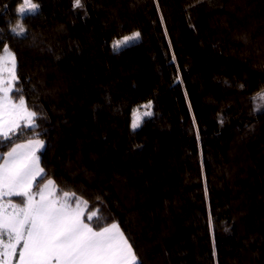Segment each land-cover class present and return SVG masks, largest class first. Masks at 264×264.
I'll use <instances>...</instances> for the list:
<instances>
[{
	"label": "trees",
	"instance_id": "trees-1",
	"mask_svg": "<svg viewBox=\"0 0 264 264\" xmlns=\"http://www.w3.org/2000/svg\"><path fill=\"white\" fill-rule=\"evenodd\" d=\"M22 2L0 0V55L36 126L0 155L43 141L33 191L86 201L139 264H264V0H32L21 18Z\"/></svg>",
	"mask_w": 264,
	"mask_h": 264
},
{
	"label": "snow or ice",
	"instance_id": "snow-or-ice-1",
	"mask_svg": "<svg viewBox=\"0 0 264 264\" xmlns=\"http://www.w3.org/2000/svg\"><path fill=\"white\" fill-rule=\"evenodd\" d=\"M74 7H83L81 0H73ZM40 5L23 0L17 8L21 18L38 12ZM11 31L24 35L26 29L17 23ZM139 32L113 44L117 50L137 40ZM15 55L5 45L0 55V139L11 142L21 126L34 128L37 113L30 111L16 88ZM264 108V93L257 94ZM150 108L151 105H145ZM150 111L134 110L131 127L138 128ZM43 141L29 139L16 144L0 155V264H139L132 245L115 223L96 230L92 221H99L96 211L88 212L87 202L65 192L54 195V181L48 180L39 191H33L40 167L37 152ZM13 198H19V203ZM75 200V206L72 204Z\"/></svg>",
	"mask_w": 264,
	"mask_h": 264
},
{
	"label": "rangeland",
	"instance_id": "rangeland-1",
	"mask_svg": "<svg viewBox=\"0 0 264 264\" xmlns=\"http://www.w3.org/2000/svg\"><path fill=\"white\" fill-rule=\"evenodd\" d=\"M19 15V14H18ZM20 17V16H19ZM12 29V28H11ZM130 35H132V34H130ZM130 35H127V36H130ZM125 37V36H124ZM120 39H123V37L122 38H120ZM120 39H118V40H120ZM139 40V38L137 39V40H134V41H131V42H129L127 45H123V46H121L119 49H117V50H120V49H122V48H125V47H127V46H129V45H132V44H134V43H136L137 41ZM115 41H117V40H115ZM114 41V42H115ZM114 42L112 43V49H113V44H114ZM114 50V49H113ZM2 54H3V52H2ZM1 54V55H2ZM148 105V104H147ZM143 106H145V105H142V106H140V107H138V108H136L135 110H139L141 113L142 112H144V111H151V107L150 108H144ZM146 117H143V119H142V121L145 119ZM131 123H132V118H131ZM130 123V124H131ZM140 127V126H139ZM138 127V128H139ZM28 128H30V127H28ZM138 128H136V129H138ZM131 129H132V127H131ZM135 129V130H136ZM133 130V129H132ZM26 143V142H25ZM21 144H23V143H21ZM43 145H44V143H43ZM15 146V145H14ZM13 146V147H14ZM43 148V147H42ZM42 148L36 153L37 154V156L39 157V152L42 150ZM11 150V149H10ZM9 150V151H10ZM7 153V152H6ZM5 153V154H6ZM0 163H2V160H0ZM40 164V163H39ZM41 167V166H40ZM42 176V175H41ZM40 176V177H41ZM40 177H37V179H39ZM48 180H50V179H47L39 188H42L43 186H44V184H46L47 182H48ZM36 184V183H35ZM75 206V205H74Z\"/></svg>",
	"mask_w": 264,
	"mask_h": 264
},
{
	"label": "crops",
	"instance_id": "crops-1",
	"mask_svg": "<svg viewBox=\"0 0 264 264\" xmlns=\"http://www.w3.org/2000/svg\"><path fill=\"white\" fill-rule=\"evenodd\" d=\"M24 143H25V142H24ZM39 189H40V188H38L37 191H39ZM54 195H55V193H54ZM14 202H16V201H14ZM17 203H18V202H17ZM73 206H74V205H73Z\"/></svg>",
	"mask_w": 264,
	"mask_h": 264
}]
</instances>
